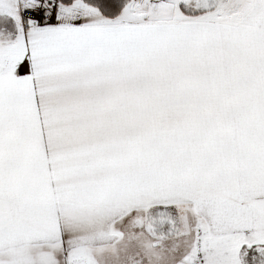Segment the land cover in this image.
<instances>
[{"label":"snow or ice","instance_id":"snow-or-ice-1","mask_svg":"<svg viewBox=\"0 0 264 264\" xmlns=\"http://www.w3.org/2000/svg\"><path fill=\"white\" fill-rule=\"evenodd\" d=\"M0 264H264V0H0Z\"/></svg>","mask_w":264,"mask_h":264}]
</instances>
